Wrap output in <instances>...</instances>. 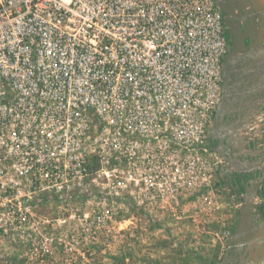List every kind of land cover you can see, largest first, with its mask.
Returning <instances> with one entry per match:
<instances>
[{
	"label": "built area",
	"instance_id": "built-area-1",
	"mask_svg": "<svg viewBox=\"0 0 264 264\" xmlns=\"http://www.w3.org/2000/svg\"><path fill=\"white\" fill-rule=\"evenodd\" d=\"M230 47L217 0H0L4 264H69L109 237L102 205L159 207L210 177L238 212L246 191L211 141ZM257 100L227 137L241 170L264 151Z\"/></svg>",
	"mask_w": 264,
	"mask_h": 264
},
{
	"label": "rangeland",
	"instance_id": "rangeland-1",
	"mask_svg": "<svg viewBox=\"0 0 264 264\" xmlns=\"http://www.w3.org/2000/svg\"><path fill=\"white\" fill-rule=\"evenodd\" d=\"M81 190L78 202L96 193L86 186ZM174 196L158 199L159 207L155 201L139 208L102 205L101 211L117 215L109 237L81 243L79 250L88 252L83 258L73 253L69 264H219L237 215L220 183L210 177L205 190ZM28 264L40 263L33 259Z\"/></svg>",
	"mask_w": 264,
	"mask_h": 264
},
{
	"label": "water",
	"instance_id": "water-1",
	"mask_svg": "<svg viewBox=\"0 0 264 264\" xmlns=\"http://www.w3.org/2000/svg\"><path fill=\"white\" fill-rule=\"evenodd\" d=\"M227 1L229 4L227 13L232 18L230 19L232 40L231 48L223 60L224 74L221 107L218 106L215 111V120L211 130V137L218 139L219 151H221V146L224 144L225 136H232L233 138L236 136L231 126L237 122L239 115L243 113V108H236L234 104H232V108L230 106V112H225L228 111L227 106L229 105L230 94L235 103L240 100L243 101L245 96H243L244 94H242L241 90L248 85V93L250 92L256 97L264 95V3L262 0ZM238 70L240 71L238 72ZM255 75L258 77L255 81H251V78ZM229 80H231V83L227 84ZM252 100L249 101L251 102ZM249 101H247V104H249ZM263 106L264 103L262 104ZM224 117H231L228 125H225ZM235 144V141H233L231 146L233 147ZM235 148L238 151L242 146L238 144ZM224 160L234 167L242 163L234 153L226 154ZM246 162L249 165V169L240 171L242 173L241 176H239V170L232 171L230 175L231 180L237 181L239 186L246 187L249 191L245 190L247 197L238 211L237 223L226 248L227 253L219 264H233L236 262L237 255L244 260L245 255L250 257L252 252H256L257 256L250 264H264V218L262 217L256 223L252 221L251 217L252 200L257 195L255 183L264 181V168H261L257 173L254 171L257 165H254V167L250 165L251 161L246 160ZM245 174H248V177L252 174V178L246 181ZM233 175H236L237 179ZM229 251L230 253H228Z\"/></svg>",
	"mask_w": 264,
	"mask_h": 264
},
{
	"label": "crops",
	"instance_id": "crops-1",
	"mask_svg": "<svg viewBox=\"0 0 264 264\" xmlns=\"http://www.w3.org/2000/svg\"><path fill=\"white\" fill-rule=\"evenodd\" d=\"M262 2L264 3V0H262ZM263 71H264V69H263ZM257 77L258 76H256V75L253 76L251 78V81H255ZM247 87H248V85L246 87H244L243 90H241L242 91V94H244L243 96H245L244 102L247 103V101H249L251 99H253V100L258 99L257 101L258 102L261 101L262 104H263L264 103V95L263 96L256 97L252 93H250V92L248 93ZM230 99H231V101H233V98H232V95L231 94H230ZM230 109L231 108L229 107L227 109L228 110L227 112H229ZM240 116H244V113L242 115H239L238 118H241ZM243 121H245V119H238L237 122H236V124L237 123H242ZM261 152H259V151H257V152L253 151V152H250V154H253V155L248 154V157L250 158V161H251V164L250 165H253V166L254 165H257L256 166V169L254 170L257 173L259 172V170H261V168H264V151H261ZM249 158H248V160H249ZM245 164H247V162H245ZM263 176H264V174H263ZM251 178H252V174L249 177H248V174H245L246 181L249 180V179H251ZM255 187L257 188V195L253 198V202H252V216L251 217H252V221L253 222L258 223L262 219V217L264 218V181L263 182L259 181V182L255 183ZM244 189L245 190L247 189L249 191V189L246 188V187ZM246 194H247V192H246ZM255 206H257V207L254 208ZM254 210L256 212H254ZM233 230H232V233H233ZM259 239H261V238H259ZM226 248H225V250H226ZM245 253H246V251H245ZM250 255H251L250 258L247 256V258L249 259V260H247L248 263H251L253 261L252 258H255L257 256V253L256 252H252Z\"/></svg>",
	"mask_w": 264,
	"mask_h": 264
},
{
	"label": "flooded vegetation",
	"instance_id": "flooded-vegetation-1",
	"mask_svg": "<svg viewBox=\"0 0 264 264\" xmlns=\"http://www.w3.org/2000/svg\"><path fill=\"white\" fill-rule=\"evenodd\" d=\"M217 2H218V7H219V11H220V13H221V15H222V20H223V23H224V25H225V28H226V31H227V35H228V38H229V40H230V44H231V40H232V38H231V35H230V30H231V26H230V19H232L231 18V15L230 14H228L227 13V11H228V6H229V4H228V1L227 0H217ZM222 9V10H221ZM226 11V12H225ZM231 48V47H230ZM240 70H238V72H239ZM239 82V81H238ZM231 83V80H229L228 82H227V84H230ZM241 83V82H240ZM242 84V83H241ZM231 103H229L230 104V106H233L232 104H236L234 101L232 102V101H230ZM225 112H227V111H225ZM230 112V111H229ZM229 121H231V117H228V118H225L224 117V123H225V125H228L229 124ZM211 141H212V144H213V150H214V152L218 155V156H220V157H222V165H220V169H219V171H218V176L219 177H221L222 176V169L221 168H225V165H228V163H226L225 162V160H224V157L226 156V154H231L232 152H230V151H232L231 150V148L230 147H232L231 146V144H233V142H230V144H228V142H227V136H225V138H224V144L221 146V151H219V148H218V139H213L212 137H211ZM227 150H229V151H227ZM236 170H239L238 172H240V171H242L241 169H240V167L237 165L236 166ZM241 172H240V175L239 176H241ZM226 176H228L227 174H226ZM234 177H235V179H237V176L236 175H233ZM225 179H230V178H228V177H226ZM236 223H237V218H238V212H236ZM227 253V250H225V252H224V254L222 255V257H221V259H220V261L222 260V258L224 257V255ZM228 253H230V251L228 252ZM233 255V254H232ZM250 258V257H249ZM254 259L255 258H252V260L254 261ZM247 260H249L248 258H247V256L245 255V259L243 260L242 259V257L241 256H236V262L235 263H233V264H250V263H248L247 262ZM219 261V262H220ZM247 262V263H246Z\"/></svg>",
	"mask_w": 264,
	"mask_h": 264
}]
</instances>
